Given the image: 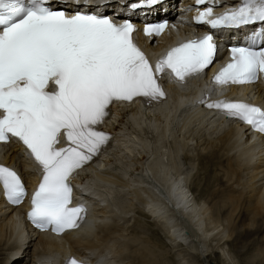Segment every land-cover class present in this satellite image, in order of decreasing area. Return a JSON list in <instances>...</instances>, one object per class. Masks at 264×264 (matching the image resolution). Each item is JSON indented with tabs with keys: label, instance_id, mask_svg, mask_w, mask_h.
Wrapping results in <instances>:
<instances>
[{
	"label": "bare ground",
	"instance_id": "6f19581e",
	"mask_svg": "<svg viewBox=\"0 0 264 264\" xmlns=\"http://www.w3.org/2000/svg\"><path fill=\"white\" fill-rule=\"evenodd\" d=\"M138 2L106 6L119 16ZM163 3L171 9V0ZM162 12L155 5L134 13L159 18ZM241 31L220 29L229 41ZM170 40L164 34L151 50ZM167 91L166 107L116 108L110 128L122 131L119 143L102 162L104 170L99 163L81 175V193L94 212L88 226L57 236L37 233L25 223L22 206L0 197V264H63L69 255L91 264H174L161 231L181 256L172 255L177 264H211L213 254L219 264H264V137L251 143L245 127L193 111L186 90L167 85ZM1 148L2 162L16 158L27 183L35 180L22 147Z\"/></svg>",
	"mask_w": 264,
	"mask_h": 264
},
{
	"label": "snow or ice",
	"instance_id": "6c2138e0",
	"mask_svg": "<svg viewBox=\"0 0 264 264\" xmlns=\"http://www.w3.org/2000/svg\"><path fill=\"white\" fill-rule=\"evenodd\" d=\"M207 0H196L203 5ZM163 0H139L132 7L155 6ZM85 7V5H80ZM68 14L50 0H0V142L16 138L42 167V180L31 198L29 220L56 234L76 229L84 220L83 204L72 205L71 177L113 138L100 130L117 102L166 98L159 74L169 71L179 82L199 74L215 58L217 45L206 34L169 50L155 67L133 42L130 20L117 23L92 11ZM213 17L199 12L197 22L212 28L264 23V0H241L238 7ZM167 22L146 25L159 35ZM264 32L252 37L255 44ZM232 59L213 78L217 86L253 82L264 74V46L232 47ZM54 85V90H49ZM264 133V109L243 101L201 100ZM67 146L59 147L61 137ZM7 200L18 205L26 195L16 171L0 165ZM67 264H81L70 258Z\"/></svg>",
	"mask_w": 264,
	"mask_h": 264
},
{
	"label": "rangeland",
	"instance_id": "374dc122",
	"mask_svg": "<svg viewBox=\"0 0 264 264\" xmlns=\"http://www.w3.org/2000/svg\"><path fill=\"white\" fill-rule=\"evenodd\" d=\"M202 184H204V182H202ZM197 194H198V193H197ZM142 221H143V220H142ZM160 235H161L162 239L164 240V242L167 244V247H166V248L169 249V250H171V253H173L172 255H175V260H176V261H178V260L180 261L179 258H181V256H180V255L178 256V255H177L178 253H177V252L175 253V250L171 249V247L168 245V242H169V241L166 239V237H165V235H164V233H163L162 231L160 232ZM240 245H242V244H239V246H238L239 248L241 247ZM169 247H170V248H169ZM172 255H171L172 259H171V258H170V259L174 262V264H177V263L174 261V257H173ZM217 259H218V258L213 254V259H212L211 264H219V262H217V261H218ZM171 260H170V261H171ZM208 260H209V258H208ZM210 260H211V259H210ZM202 261H203V263L205 262V264H207L206 259H205V260L203 259ZM170 264H173V263H170ZM208 264H210V261H209Z\"/></svg>",
	"mask_w": 264,
	"mask_h": 264
}]
</instances>
